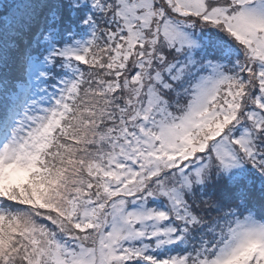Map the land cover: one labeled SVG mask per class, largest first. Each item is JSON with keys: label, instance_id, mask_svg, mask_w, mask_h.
<instances>
[{"label": "snow or ice", "instance_id": "obj_1", "mask_svg": "<svg viewBox=\"0 0 264 264\" xmlns=\"http://www.w3.org/2000/svg\"><path fill=\"white\" fill-rule=\"evenodd\" d=\"M0 264H264V0H0Z\"/></svg>", "mask_w": 264, "mask_h": 264}]
</instances>
